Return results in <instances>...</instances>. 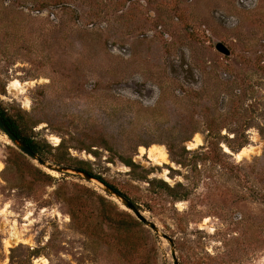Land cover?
<instances>
[{"label":"rangeland","instance_id":"374dc122","mask_svg":"<svg viewBox=\"0 0 264 264\" xmlns=\"http://www.w3.org/2000/svg\"><path fill=\"white\" fill-rule=\"evenodd\" d=\"M0 108L159 231L0 130V264H264V0H0Z\"/></svg>","mask_w":264,"mask_h":264},{"label":"water","instance_id":"95a60500","mask_svg":"<svg viewBox=\"0 0 264 264\" xmlns=\"http://www.w3.org/2000/svg\"><path fill=\"white\" fill-rule=\"evenodd\" d=\"M216 50L223 54L224 56H229L230 52L228 49L222 45V44H217L216 45ZM0 130L1 132L9 139V141L12 143V145L24 156L30 158L33 161H36L40 166L44 167L47 171L51 173H58V174H72L79 176L87 181H96L103 189V191L110 197H114L117 201H119L125 209L128 211L132 212L133 215L136 217V219L142 223L145 227L149 228L152 232L154 233H159L158 229L156 226L148 221L141 213L140 211L136 208V206L129 201L127 198L123 197L116 191H114L112 188L109 186L105 185L104 183L96 180L92 175L83 172L79 169L72 168V167H64V166H54L51 164L46 163L44 160H42L40 157H38L29 147H27L23 142H21L10 130L6 127L4 122L2 121L0 117ZM232 154L231 156H233ZM166 238L165 236H163ZM170 247H171V257L173 260V264H178V261L176 259L175 251L173 249V244L170 242Z\"/></svg>","mask_w":264,"mask_h":264},{"label":"bare ground","instance_id":"6f19581e","mask_svg":"<svg viewBox=\"0 0 264 264\" xmlns=\"http://www.w3.org/2000/svg\"><path fill=\"white\" fill-rule=\"evenodd\" d=\"M10 87L13 90H21L22 86L21 84H19L18 82L14 81L11 83ZM51 141H53L55 143V145H57V143H59V140L55 137L51 138ZM201 144V140L199 137H195L193 142L188 144V149L189 150H194L197 146H199ZM224 148V152L226 153H230L229 150L226 147ZM254 148H242L237 154H235V157L238 161H240L243 157H249L250 155H252L254 153ZM139 154L140 156L144 155L147 156L148 160L151 162H156L157 164L161 165V164H168L169 160H168V154L166 149H164L162 146H158V145H153L151 146L148 150H145L143 147L139 148ZM232 155V154H230ZM1 168V165H0ZM165 176L167 175V172H165L164 174ZM166 181H169V178H165ZM207 222V220L205 221V223ZM19 240L18 235L15 232H11L9 239L5 240V247H10L11 244H16L18 243L17 241ZM35 264H47V261L39 258L35 261Z\"/></svg>","mask_w":264,"mask_h":264},{"label":"trees","instance_id":"16d2710c","mask_svg":"<svg viewBox=\"0 0 264 264\" xmlns=\"http://www.w3.org/2000/svg\"><path fill=\"white\" fill-rule=\"evenodd\" d=\"M0 117H1L2 121L4 122V124L6 125V127L10 130V132H12L21 142H23L27 147H29L38 157H40L41 159H46L45 156L43 155L41 149L39 148V144L37 142H35L31 137H29L26 134V132L24 130L25 129L24 126H22L13 116L8 115L5 112V110H3L1 108H0ZM69 162L70 161H64L63 159H58V160L54 161V163L57 165H66V166H70V164H68ZM72 166H74V165H71V167ZM74 167H76V169H79L83 172H86V173L92 175L96 180L104 183L105 185L109 186L114 191H116L117 193H119L120 195L125 197L123 194H121L114 187H112L111 185L106 183L102 178L93 175L90 171L86 170L83 167H80V166H74ZM165 186H166V184H165Z\"/></svg>","mask_w":264,"mask_h":264}]
</instances>
